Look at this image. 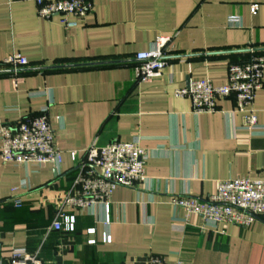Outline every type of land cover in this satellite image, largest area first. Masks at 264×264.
<instances>
[{
	"label": "crops",
	"instance_id": "1",
	"mask_svg": "<svg viewBox=\"0 0 264 264\" xmlns=\"http://www.w3.org/2000/svg\"><path fill=\"white\" fill-rule=\"evenodd\" d=\"M87 1L91 11L67 27L59 15L41 17L35 0H0V124L47 108L63 151L59 167L0 158V262L25 249L41 264H151L153 256L264 264V218L248 228H204L200 215L174 203L182 195L206 199L221 180H264V83L254 131L235 95L202 113L176 96L198 79L225 85L232 64L264 57V0ZM161 37H172L162 75L137 79L136 54ZM15 53L28 59L18 71L4 63ZM114 141L146 149V180L117 187L109 211L102 203L68 211L74 231L55 229L78 160L92 144Z\"/></svg>",
	"mask_w": 264,
	"mask_h": 264
},
{
	"label": "built area",
	"instance_id": "2",
	"mask_svg": "<svg viewBox=\"0 0 264 264\" xmlns=\"http://www.w3.org/2000/svg\"><path fill=\"white\" fill-rule=\"evenodd\" d=\"M38 14L43 17L59 15L67 27H75L92 9L87 0H35ZM257 6L252 10L255 12ZM172 37H161L156 48L138 52L135 56V77L150 80L162 75L167 66L165 48ZM5 64L15 71L28 65V59L20 53L7 57ZM264 83V57L255 55L243 63L229 67V80L225 85H215L209 79H198L189 87L176 90V96L191 99L196 113L213 112L218 109L217 100L235 95L237 110L244 113L245 126L250 130L258 127V116L253 108L257 92ZM0 158L4 162L25 165L30 163H50L61 166L63 151L56 143L55 131L51 126L48 110L33 118H27L17 125L0 124ZM85 157L78 160V176L72 192L68 193L59 210L53 227L57 230L74 231L76 217L68 211L105 204L109 211V199L119 187H135L146 180L148 152L139 142L114 141L103 146L92 144ZM77 157L75 156V159ZM174 203L188 215L197 214L203 219L204 228L223 230L235 225L250 227L258 219L264 218V180L250 177L221 180L216 191L202 199L190 195L178 196ZM20 204V201H17ZM90 231H94L91 229ZM112 238L106 235L105 241ZM90 244L95 241H90ZM0 264H41L36 255L25 249H15L8 263ZM151 264H169L160 256H153ZM174 264H189L178 260Z\"/></svg>",
	"mask_w": 264,
	"mask_h": 264
}]
</instances>
